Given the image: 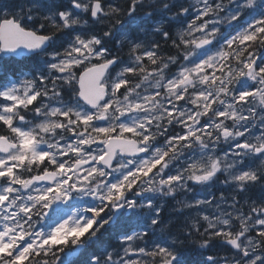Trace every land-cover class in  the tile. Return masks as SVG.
<instances>
[{
	"label": "snow or ice",
	"instance_id": "1",
	"mask_svg": "<svg viewBox=\"0 0 264 264\" xmlns=\"http://www.w3.org/2000/svg\"><path fill=\"white\" fill-rule=\"evenodd\" d=\"M0 54L37 62L0 87V264H264V0H0Z\"/></svg>",
	"mask_w": 264,
	"mask_h": 264
},
{
	"label": "trees",
	"instance_id": "2",
	"mask_svg": "<svg viewBox=\"0 0 264 264\" xmlns=\"http://www.w3.org/2000/svg\"><path fill=\"white\" fill-rule=\"evenodd\" d=\"M17 1H18V3L24 2V0H21V2H20V0H14L15 3H17ZM64 2L67 3V0H64ZM119 2L121 4H124L126 2V0H119ZM191 2L194 3V0H191ZM175 30L176 29L173 28V31H175ZM161 46H162V48H165V50H167V48L170 47V44L166 46V45H164V42L161 41ZM127 51H128V49H127V47H125L123 50V52L125 54V58H126ZM26 58H28V59H26ZM29 60H32L34 62L29 61ZM28 61L30 63H28ZM34 66L36 67L37 63L31 57H24V58L19 60V59H16L10 55L0 54V87L5 86L12 79H17L20 77L31 78L37 71V67H36V70H34L35 69ZM221 179H223V178L221 177ZM257 189H255L256 191L253 190L251 195L253 194L254 196L255 195L257 196V193H258L257 191L259 190V189L258 190ZM221 191H223L225 193V195L231 194L230 193L231 190L229 188H227L226 186L221 185L219 183H217L212 188V192H214L217 196H219ZM259 195L260 194H258V196ZM161 217H162V215H161ZM162 219L164 220L165 218H162ZM183 221H184V218L177 217V218L171 219V220L166 219V221L164 223L166 225H168L169 230L173 234H179V231H180V228H181ZM115 235L116 234H115L114 230H109L108 232L104 233V235L101 236V243L93 245V248L100 247L101 245L107 246L108 244L115 245L117 243V241L115 239ZM181 238L183 239V237H181ZM196 239H197L196 237H193L192 239L185 240V242H184L182 251L184 254L183 258L185 260V264H205V258L207 255H212V254H215L217 252L223 253L225 251L224 247L219 246V245H215L208 250L200 249L199 246L195 243ZM192 245H194V246H192ZM189 246H192L193 248L189 247ZM90 254H91L90 251L89 252H83V250H81L77 256H75L74 258L71 259L70 264H84V262L87 259V256Z\"/></svg>",
	"mask_w": 264,
	"mask_h": 264
},
{
	"label": "flooded vegetation",
	"instance_id": "3",
	"mask_svg": "<svg viewBox=\"0 0 264 264\" xmlns=\"http://www.w3.org/2000/svg\"><path fill=\"white\" fill-rule=\"evenodd\" d=\"M177 199H180V197H177ZM163 208L161 211L162 218H165L163 221L165 222L167 220L175 219L177 217L184 218V216L180 215L176 210L181 207V205L176 203V200L169 199V200H162ZM127 228L128 225H124ZM131 226V225H130ZM66 249V248H65Z\"/></svg>",
	"mask_w": 264,
	"mask_h": 264
},
{
	"label": "rangeland",
	"instance_id": "4",
	"mask_svg": "<svg viewBox=\"0 0 264 264\" xmlns=\"http://www.w3.org/2000/svg\"><path fill=\"white\" fill-rule=\"evenodd\" d=\"M195 2V0H194ZM24 79V77H20V78H17V79H12L10 80L6 85H8L10 82H18L20 80ZM75 209L74 208H65V213H70L71 211H74ZM71 257V256H70ZM70 257H65L66 259L70 258Z\"/></svg>",
	"mask_w": 264,
	"mask_h": 264
},
{
	"label": "bare ground",
	"instance_id": "5",
	"mask_svg": "<svg viewBox=\"0 0 264 264\" xmlns=\"http://www.w3.org/2000/svg\"><path fill=\"white\" fill-rule=\"evenodd\" d=\"M15 2H16V1H15ZM20 2H21V0H20ZM17 3H18V1H17ZM22 3H23V2H22ZM26 59H28V58H26ZM26 59H25V60H26ZM26 61H27V60H26ZM29 61H32V60H29ZM29 61H28V63H30ZM22 62H23V61H22ZM32 62H34V61H32ZM9 63H10V62H9ZM36 63H37V62H36ZM34 67H35V66H34ZM36 67H37V66H36ZM36 67H35L34 70H36ZM257 190H258V189H257ZM255 191H256V190H255ZM257 192H258V193H257V196H258V194H260V191L258 190ZM230 193H231V192H230ZM255 194H256V193H255ZM252 195H253V194H252ZM253 196H254V195H253ZM255 196H256V195H255ZM192 246H194V245H192ZM192 246H189V247H192ZM192 248H193V247H192ZM200 249H201V248H200ZM198 250H199V249H198ZM198 250H197V251H198ZM189 251H190V250H189ZM193 251H194V250H193ZM190 252H191V251H190ZM192 254H193V253H192Z\"/></svg>",
	"mask_w": 264,
	"mask_h": 264
},
{
	"label": "water",
	"instance_id": "6",
	"mask_svg": "<svg viewBox=\"0 0 264 264\" xmlns=\"http://www.w3.org/2000/svg\"><path fill=\"white\" fill-rule=\"evenodd\" d=\"M14 56V55H13ZM23 56H27V55H22V56H15L16 58H22Z\"/></svg>",
	"mask_w": 264,
	"mask_h": 264
}]
</instances>
